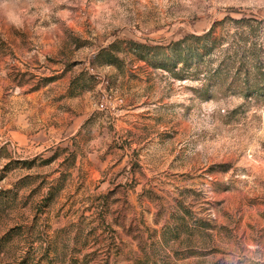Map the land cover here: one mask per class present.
<instances>
[{
    "label": "rangeland",
    "instance_id": "obj_1",
    "mask_svg": "<svg viewBox=\"0 0 264 264\" xmlns=\"http://www.w3.org/2000/svg\"><path fill=\"white\" fill-rule=\"evenodd\" d=\"M242 17L264 0H0V264H264V97L134 55Z\"/></svg>",
    "mask_w": 264,
    "mask_h": 264
},
{
    "label": "trees",
    "instance_id": "obj_2",
    "mask_svg": "<svg viewBox=\"0 0 264 264\" xmlns=\"http://www.w3.org/2000/svg\"><path fill=\"white\" fill-rule=\"evenodd\" d=\"M232 22L242 31L225 35L215 24L203 34L188 33L161 45L135 42V59L150 62L157 50L162 51L161 68L197 80L200 85L194 91L199 98L212 99L219 93L263 98L264 20L242 17Z\"/></svg>",
    "mask_w": 264,
    "mask_h": 264
}]
</instances>
